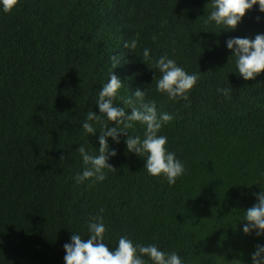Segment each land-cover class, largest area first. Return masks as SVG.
Masks as SVG:
<instances>
[{"label": "trees", "instance_id": "trees-1", "mask_svg": "<svg viewBox=\"0 0 264 264\" xmlns=\"http://www.w3.org/2000/svg\"><path fill=\"white\" fill-rule=\"evenodd\" d=\"M210 3L20 0L0 12V264H65V243L86 237L101 208L110 249L127 235L185 264H251L264 236L245 235L239 221L264 191V73L242 79L226 42L264 33V13L257 6L225 31L204 23ZM132 39L137 48L125 49ZM145 47L200 72L189 101L155 91L160 73L142 62ZM113 55L123 56L115 69L122 95L149 88L146 99L174 116L159 134L185 164L175 185L148 175L125 135L109 138L118 154L103 183L75 182L81 144L99 148V130L87 137L81 122L88 111L100 115L95 101ZM129 131L143 135L139 124Z\"/></svg>", "mask_w": 264, "mask_h": 264}, {"label": "clouds", "instance_id": "clouds-1", "mask_svg": "<svg viewBox=\"0 0 264 264\" xmlns=\"http://www.w3.org/2000/svg\"><path fill=\"white\" fill-rule=\"evenodd\" d=\"M19 3L20 0H0V12L11 13ZM257 6L259 12L264 13V0H211L204 23H214L221 30L235 31L247 13ZM260 19L261 17H257L258 21ZM155 39L154 36L153 40ZM137 46L136 39L123 44L128 50H135ZM226 46L233 53L230 62L234 60L236 71L242 79L253 81L264 73V33L257 34L254 39L230 38ZM121 59L122 55L110 57L107 82L102 84L95 101L100 115L88 111L81 122L82 132L87 137L95 135L99 130V148L93 151L81 144L78 153L82 170L75 175V182L77 185L87 184L89 187L103 183L108 172L115 170L109 160L118 154L110 147L109 138L118 144L120 136L125 135L127 150L144 157L147 174L163 178L169 185H175L185 175V164L175 152L168 149V137L159 134L174 116L158 111L156 102L146 99L149 88L147 91L137 88L133 95H122L125 85L115 74ZM141 59L146 65H152L150 69L160 73L154 79L157 93L166 95L168 100L174 102L190 100V94L200 80V72H188L167 53L154 57L151 49L147 47L143 48ZM217 92L227 98L230 90L218 88ZM118 103H122L124 107L118 106ZM136 124L143 128V135L130 133L129 130ZM254 195L258 203L243 213L239 225L242 224L245 235L255 233L260 237L264 236V191ZM99 211L100 214L89 217L86 237L75 233L70 242L65 243V264H185V259L176 251L162 250L154 243L135 242L127 235H121L116 246L110 249L105 243L108 239V228L103 215L104 209ZM237 262L233 261L232 264ZM251 264H264V244L256 246L251 254Z\"/></svg>", "mask_w": 264, "mask_h": 264}]
</instances>
